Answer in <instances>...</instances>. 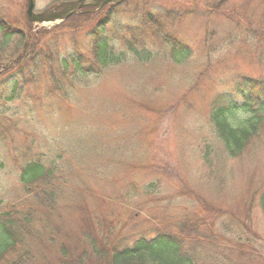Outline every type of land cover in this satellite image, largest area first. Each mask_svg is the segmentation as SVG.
Masks as SVG:
<instances>
[{"label": "rangeland", "instance_id": "374dc122", "mask_svg": "<svg viewBox=\"0 0 264 264\" xmlns=\"http://www.w3.org/2000/svg\"><path fill=\"white\" fill-rule=\"evenodd\" d=\"M34 1L41 13L69 0ZM147 1L177 13L168 30L188 44L190 57L178 64L163 29L158 36L155 27H142L114 38L109 50L116 54L134 41L154 44L150 63L129 54L97 77L44 74L18 98L0 99V211L8 204H38L21 182V158L41 154L46 165L57 167L59 178L51 185L62 213L60 230L73 243L94 236L97 243L121 237L129 244L135 234L175 227L184 218L218 223L233 217L239 229V220L247 222L252 232L246 235L262 246L264 112L252 143L229 158L218 141L211 102L242 76L264 81V0ZM27 7L28 0H0V20L31 37L55 26L30 20ZM252 117L244 111L226 116L235 125ZM207 145L217 163L212 175L214 165L209 169L203 158ZM48 231L45 241L53 235Z\"/></svg>", "mask_w": 264, "mask_h": 264}, {"label": "trees", "instance_id": "16d2710c", "mask_svg": "<svg viewBox=\"0 0 264 264\" xmlns=\"http://www.w3.org/2000/svg\"><path fill=\"white\" fill-rule=\"evenodd\" d=\"M160 6L147 0H121L100 8L84 7L50 30L34 31L32 37L13 31L0 20V99L18 98L28 84L44 74L56 78L71 71L78 76L97 77L109 66L125 63L129 54L138 62L150 63L155 57L154 44L137 46L134 41L116 54L109 50L114 38L135 34L142 27H155L158 36L163 29L161 37L171 47V58L178 64L186 62L190 47L168 30L179 19L177 13ZM213 34L209 32L207 36L213 39ZM47 35L50 38L45 40ZM22 44V51H17ZM6 48L12 54L5 53ZM90 56L95 59L91 61ZM211 111L220 147L229 158L240 156L258 135L264 112V81L242 76L214 97ZM238 111L251 113L254 119L242 125L230 123L226 116ZM211 150L207 145L203 158L209 169L214 165L209 171L212 175L217 163L212 161L215 157H210ZM40 155L30 160L22 156L20 175L38 204L22 208L8 204L0 211V264H264V245L253 243L246 235L252 232L247 222L239 220L243 225L239 229L233 217L218 223L184 218L175 227L135 234L129 244L123 243L121 237L116 241L100 237L103 242L97 243L98 237L94 236H88L83 243H73L70 233L60 230L62 213L57 191L51 185L59 178L57 167L46 165ZM259 205L264 214V189ZM48 226L53 235L45 241L42 234Z\"/></svg>", "mask_w": 264, "mask_h": 264}, {"label": "water", "instance_id": "95a60500", "mask_svg": "<svg viewBox=\"0 0 264 264\" xmlns=\"http://www.w3.org/2000/svg\"><path fill=\"white\" fill-rule=\"evenodd\" d=\"M119 1V0H72L62 3L60 6H62L61 10H57V7L37 13L34 11V0H28V8H27V15L28 18L32 21H36L39 23L44 22H56V20H63L67 18L68 16L74 14L77 12V10L80 7L83 6H102L106 3Z\"/></svg>", "mask_w": 264, "mask_h": 264}]
</instances>
